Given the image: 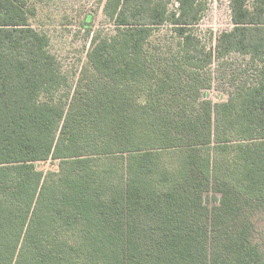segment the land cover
I'll return each mask as SVG.
<instances>
[{
    "label": "trees",
    "instance_id": "1",
    "mask_svg": "<svg viewBox=\"0 0 264 264\" xmlns=\"http://www.w3.org/2000/svg\"><path fill=\"white\" fill-rule=\"evenodd\" d=\"M170 1L106 0L115 32L63 102L34 12L0 0V264H264L249 220L264 207V0H231L214 50L194 33L201 0ZM165 25L174 39H150ZM230 55L244 82L212 103L210 67ZM48 160L57 173L36 169Z\"/></svg>",
    "mask_w": 264,
    "mask_h": 264
},
{
    "label": "rangeland",
    "instance_id": "2",
    "mask_svg": "<svg viewBox=\"0 0 264 264\" xmlns=\"http://www.w3.org/2000/svg\"><path fill=\"white\" fill-rule=\"evenodd\" d=\"M34 12L30 17L31 26L49 39L51 52L57 58L60 70L66 77L69 88L63 93V102L69 98L77 81L87 64V54L95 37H109L115 29L112 22L103 13L106 0H23ZM231 0H201L202 16L194 28L198 39L214 50L217 38L233 28L231 22ZM169 9L175 10L176 4L171 0ZM155 33V34H154ZM150 39H174L170 26L157 28ZM164 49V43L159 46ZM247 59L230 55L215 61L209 70L211 86L205 90L206 100L220 103L228 100L237 85L244 82V70ZM202 97V96H201ZM38 171L58 172V162L48 160L37 164ZM211 205L215 204L218 194L209 191L206 195ZM253 242L264 246V207L250 210ZM13 264H19L14 262Z\"/></svg>",
    "mask_w": 264,
    "mask_h": 264
}]
</instances>
